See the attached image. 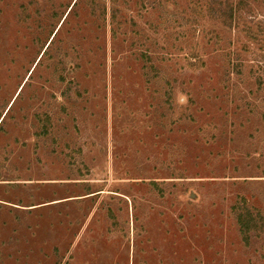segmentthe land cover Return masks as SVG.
<instances>
[{
	"label": "rangeland",
	"instance_id": "1",
	"mask_svg": "<svg viewBox=\"0 0 264 264\" xmlns=\"http://www.w3.org/2000/svg\"><path fill=\"white\" fill-rule=\"evenodd\" d=\"M0 264H264V0H0Z\"/></svg>",
	"mask_w": 264,
	"mask_h": 264
},
{
	"label": "trees",
	"instance_id": "2",
	"mask_svg": "<svg viewBox=\"0 0 264 264\" xmlns=\"http://www.w3.org/2000/svg\"><path fill=\"white\" fill-rule=\"evenodd\" d=\"M241 220H243V219H242V218L240 219V222H239L240 225L242 224L243 228H244V227H248V225H243V223L241 222ZM238 221H239V220H238ZM248 222H249V221H248ZM246 224H248V223L246 222Z\"/></svg>",
	"mask_w": 264,
	"mask_h": 264
}]
</instances>
